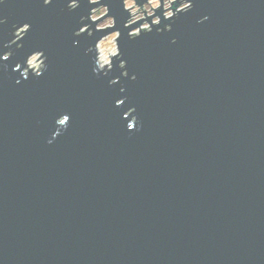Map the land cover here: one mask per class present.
I'll list each match as a JSON object with an SVG mask.
<instances>
[{"label":"water","instance_id":"95a60500","mask_svg":"<svg viewBox=\"0 0 264 264\" xmlns=\"http://www.w3.org/2000/svg\"><path fill=\"white\" fill-rule=\"evenodd\" d=\"M126 1L0 2V264H264V0Z\"/></svg>","mask_w":264,"mask_h":264},{"label":"rangeland","instance_id":"374dc122","mask_svg":"<svg viewBox=\"0 0 264 264\" xmlns=\"http://www.w3.org/2000/svg\"><path fill=\"white\" fill-rule=\"evenodd\" d=\"M93 1H95V0H93ZM184 4L186 5V3H184ZM126 6L131 7L130 9H131V14L133 15V18H132L133 21L140 20V18H142V17L147 18V16L144 15L145 12L143 11V9L142 8L139 9L141 6L138 4H135V0H127ZM159 6H161V3H159V0H150L148 3H145V5L143 7L146 9V14L148 16H150L151 14L155 13L154 8H157ZM170 6H171V0H166L165 1V14L167 16L172 15L170 8H169ZM166 8H168V9H166ZM106 12H107V8H105L104 6L96 8V10L92 13V17H93V19L96 20V18H100L103 15H105ZM158 21H159L158 17H154L153 22L157 23ZM112 24H113L112 17H107L103 21L99 22L98 26L99 27H107V25H112ZM141 26H142L141 28L146 27L147 29H151V27H150L151 25H149V23L147 21H144ZM21 31L22 30H20V32ZM139 32H140V29H137L134 31V33H139ZM117 35H118L117 33H111L99 42L98 47L100 49V53L102 54V58L104 60L101 63L102 65H107V64L111 63L112 59H111L110 55L113 56V55L118 53L117 40H116V38H118ZM39 57H41L39 54H35L30 58L29 63H30L31 68L33 66H35L34 69L37 70L39 67H42V60H41V58L38 59ZM26 72H27V70H26Z\"/></svg>","mask_w":264,"mask_h":264},{"label":"bare ground","instance_id":"6f19581e","mask_svg":"<svg viewBox=\"0 0 264 264\" xmlns=\"http://www.w3.org/2000/svg\"><path fill=\"white\" fill-rule=\"evenodd\" d=\"M159 3H160V1H159ZM164 3H165V2H164ZM170 11H171V10H170ZM132 18H133V17H132ZM20 30H21V29H20ZM19 32H20V31H19ZM19 32H18V34L22 35L23 32H21V33H19ZM20 35H19V36H20ZM98 49H99V47H98ZM99 60L101 61V63L104 61L103 58H102V54H101V53H100V55H99Z\"/></svg>","mask_w":264,"mask_h":264},{"label":"snow or ice","instance_id":"6c2138e0","mask_svg":"<svg viewBox=\"0 0 264 264\" xmlns=\"http://www.w3.org/2000/svg\"><path fill=\"white\" fill-rule=\"evenodd\" d=\"M0 2H2V0H0Z\"/></svg>","mask_w":264,"mask_h":264}]
</instances>
